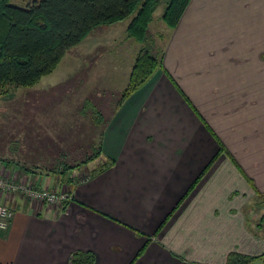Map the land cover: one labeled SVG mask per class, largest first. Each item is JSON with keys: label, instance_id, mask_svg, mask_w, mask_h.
<instances>
[{"label": "crops", "instance_id": "0c3cea01", "mask_svg": "<svg viewBox=\"0 0 264 264\" xmlns=\"http://www.w3.org/2000/svg\"><path fill=\"white\" fill-rule=\"evenodd\" d=\"M256 1H189L164 41V68L126 97L103 127L100 157H112L113 166L90 179L73 180L69 188L58 174L33 175L38 186L72 190L82 203L69 200L62 210L57 203L21 193L1 194L2 202L17 213L0 229V264H71L77 250H92L93 264H225L232 251L264 254V230L258 236L249 227L256 189L264 192V128L256 127L251 114L264 116L259 107L264 100L249 113L243 106L246 90L260 82H225L227 89L215 90L209 78L220 68L215 64L231 62V54L223 51L230 43L239 49L235 54L245 53L252 60L264 54V28L259 27V34L251 32L257 39L253 43L244 42L247 33L242 30L249 31L248 24L255 21L254 9H264ZM222 24L229 31L223 37ZM260 61L255 70H264V58ZM132 62L123 67L125 82ZM100 98L99 104L104 101ZM201 117L235 159L221 152L198 178L220 148ZM11 163L1 161L0 172L7 169L15 179L27 178L11 171Z\"/></svg>", "mask_w": 264, "mask_h": 264}, {"label": "rangeland", "instance_id": "374dc122", "mask_svg": "<svg viewBox=\"0 0 264 264\" xmlns=\"http://www.w3.org/2000/svg\"><path fill=\"white\" fill-rule=\"evenodd\" d=\"M31 1L33 0H11L18 5H26ZM256 2H259L258 6L264 7V0ZM164 7L165 3L162 1L149 24V31L156 47L164 45L165 39H168L173 30L162 19ZM259 11L263 12L260 19L257 17ZM251 15L255 21L248 24L249 31L247 28L242 29L243 34L247 33L244 42L249 43L257 41L256 37H251V32L259 34L261 31L259 27L264 28V9H254ZM129 20L130 18H126L124 21L96 26L81 43L66 50L56 69L44 75L38 82L19 87L8 85L3 92H0V163L1 161H5L6 164L14 163H11L14 166L8 168L11 171L16 170L20 175L25 174L27 178L23 179L22 176V179H15L10 175V171L7 174V169H3V173L0 172V177L40 190L60 192L62 190L38 186L33 175L39 177L44 174L56 177L54 174H60L66 176V179L71 176L73 180L82 178L87 180L90 170L105 161L99 155L91 162L80 163L92 152V146H98L100 140H103V127L106 126L114 110L123 102L122 97L126 92L130 73L126 74L128 81L125 82L123 67L132 62V52L136 51L132 62V65L134 64L140 48V43L134 37L127 35L128 24L127 26L125 24L129 23ZM220 29L223 32L219 33L222 37L229 33L224 24ZM261 38L264 40L263 36ZM214 46L217 50L222 47L217 40ZM155 48L153 51L158 54L159 51ZM237 50L239 49L231 43L229 47L224 48V52L231 54V62L227 65L215 64L220 68L211 72L209 78H212L215 90H222V87L227 89L225 82L242 81L243 84L260 82L258 88L249 87L246 90L243 106L249 113L264 100V86H262L264 70H255L260 67V58H264V54L261 57L259 54L252 56L254 59L252 60L245 53L235 54ZM223 51L220 50V54ZM218 61L222 63L223 59ZM202 76L205 78L206 74ZM101 96L104 99H101ZM97 98L104 101L99 104ZM260 106L264 109V102L260 103ZM253 115L252 113L251 118L254 119L256 127L264 128V116ZM105 157L108 158L106 155ZM65 163L74 167L62 174L58 171L64 168ZM65 182L66 188L72 184ZM6 193L17 194L9 190ZM252 202L250 218L255 221L264 211V207L255 208V198ZM12 211L14 216L17 213L16 208H12ZM168 216L169 214L165 218ZM259 259L264 260V256Z\"/></svg>", "mask_w": 264, "mask_h": 264}, {"label": "trees", "instance_id": "16d2710c", "mask_svg": "<svg viewBox=\"0 0 264 264\" xmlns=\"http://www.w3.org/2000/svg\"><path fill=\"white\" fill-rule=\"evenodd\" d=\"M162 1L165 3L162 19L168 27L174 28L190 0H33L26 5L14 4L11 0H0V92H3L8 85L19 87L35 84L44 75L55 70L66 50L81 43L96 26L130 18L127 35L134 37L140 43V48L132 65L126 92L122 97L124 100L158 69L164 68V45L156 47L149 31V24ZM154 48L159 51L158 54L153 51ZM175 83L178 86L176 81ZM178 88L185 94L179 86ZM201 118L218 139L220 148L198 178L205 174L221 152L225 151L234 158L210 125L203 117ZM102 153L103 141L100 140V144L93 146L92 152L80 163H87ZM114 163L112 157L105 158L103 163L90 170L88 179L110 168ZM73 167L65 163L64 168L58 172L63 174ZM58 175L61 176L62 181L74 183L73 177L66 179V176ZM198 178L179 199L175 208L191 192ZM83 180L86 179H77L76 182ZM249 181L253 183L251 177ZM69 193L71 194L72 190ZM69 200L79 201L71 194L70 199H65L61 204L62 210H66ZM255 203V208L264 207L263 191L256 189ZM173 212L169 213L158 229ZM249 227L258 236L262 235L260 229L264 230V211L255 221L249 217ZM150 239L149 236L148 240ZM145 245L138 251L136 258L143 252ZM263 256L264 254L250 255L232 251L228 254L225 264H253ZM95 260L96 255L92 250H77L72 254L71 264H93ZM184 264L197 263L185 260Z\"/></svg>", "mask_w": 264, "mask_h": 264}, {"label": "built area", "instance_id": "2783aa9c", "mask_svg": "<svg viewBox=\"0 0 264 264\" xmlns=\"http://www.w3.org/2000/svg\"><path fill=\"white\" fill-rule=\"evenodd\" d=\"M13 191L23 194L25 197L33 200H42L48 203L62 204L65 199L70 197V194L65 191L40 190L36 187H31L27 184H16L0 177V193ZM1 193V194H2ZM70 199V198H69ZM13 216L12 208L5 202L0 203V229H6L9 226Z\"/></svg>", "mask_w": 264, "mask_h": 264}]
</instances>
